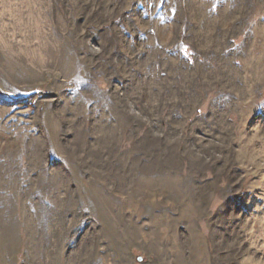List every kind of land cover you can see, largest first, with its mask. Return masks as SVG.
<instances>
[{"label": "rangeland", "instance_id": "374dc122", "mask_svg": "<svg viewBox=\"0 0 264 264\" xmlns=\"http://www.w3.org/2000/svg\"><path fill=\"white\" fill-rule=\"evenodd\" d=\"M0 264H264V0H0Z\"/></svg>", "mask_w": 264, "mask_h": 264}]
</instances>
